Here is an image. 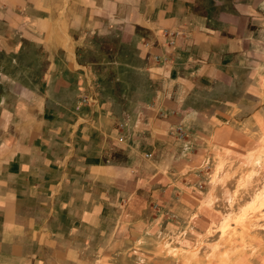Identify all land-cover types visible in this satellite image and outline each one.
<instances>
[{
	"label": "crops",
	"instance_id": "0c3cea01",
	"mask_svg": "<svg viewBox=\"0 0 264 264\" xmlns=\"http://www.w3.org/2000/svg\"><path fill=\"white\" fill-rule=\"evenodd\" d=\"M106 2L99 7L106 23L121 22V45L133 49L135 65L128 67L145 76L148 101L170 124L221 125L232 107L256 100L264 0L208 12L197 0H120L117 11H109L115 0ZM53 14L50 0H0V255L18 264H92L83 253L98 217L119 210L117 186L127 180L117 174H125L142 141L112 127L118 122L111 112L82 107L87 80L77 49L87 39L70 40L69 23ZM82 22L76 18L73 27ZM163 30L174 33L172 46ZM142 104L120 115L128 126L139 123ZM112 130L125 141L121 164L107 158Z\"/></svg>",
	"mask_w": 264,
	"mask_h": 264
},
{
	"label": "rangeland",
	"instance_id": "374dc122",
	"mask_svg": "<svg viewBox=\"0 0 264 264\" xmlns=\"http://www.w3.org/2000/svg\"><path fill=\"white\" fill-rule=\"evenodd\" d=\"M119 1L108 4L109 11ZM197 1L208 12L242 0ZM107 3L50 0L53 15L69 23L68 38L87 39L86 48L77 49L87 80L82 107L111 112L126 128V140L142 141L125 174H117L127 180L117 186L113 206L119 210L98 217L92 247L83 255H91L92 264H264V45L255 51L254 102L232 107L221 125L201 119L170 124L148 101L145 76L128 67L135 65L133 49L121 45V22L106 23L99 7ZM79 17L77 30L72 23ZM137 101H143L140 121L128 126L120 115ZM95 123L102 128L101 118ZM111 133L115 148L107 158L121 164L125 141ZM0 264L18 261L0 255Z\"/></svg>",
	"mask_w": 264,
	"mask_h": 264
},
{
	"label": "built area",
	"instance_id": "2783aa9c",
	"mask_svg": "<svg viewBox=\"0 0 264 264\" xmlns=\"http://www.w3.org/2000/svg\"><path fill=\"white\" fill-rule=\"evenodd\" d=\"M162 33H163L164 36H170V38L166 40V43H165L166 46L167 47L172 46L174 44V40L172 38V36L174 35V33L169 32V31H166V30H163ZM141 44H142V47L145 48V49H148V48H150L152 46V43L149 42V41H142ZM152 60L154 62H158L159 63V56H157V55L154 54L152 56ZM116 127L117 128H122L123 125L119 122V123L116 124ZM117 139H118V141H122L123 140V137L122 136H119Z\"/></svg>",
	"mask_w": 264,
	"mask_h": 264
}]
</instances>
